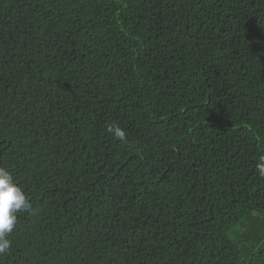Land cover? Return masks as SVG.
<instances>
[{"label": "trees", "instance_id": "16d2710c", "mask_svg": "<svg viewBox=\"0 0 264 264\" xmlns=\"http://www.w3.org/2000/svg\"><path fill=\"white\" fill-rule=\"evenodd\" d=\"M261 157L264 0H0V264H264Z\"/></svg>", "mask_w": 264, "mask_h": 264}, {"label": "clouds", "instance_id": "9594fccd", "mask_svg": "<svg viewBox=\"0 0 264 264\" xmlns=\"http://www.w3.org/2000/svg\"><path fill=\"white\" fill-rule=\"evenodd\" d=\"M109 131H114L109 126ZM118 139L124 140L125 134L120 131ZM257 170L264 176V157H261ZM31 205L23 189L15 183L12 173L4 167H0V254H4L11 247V242L7 238L15 227L17 212L29 211Z\"/></svg>", "mask_w": 264, "mask_h": 264}, {"label": "bare ground", "instance_id": "6f19581e", "mask_svg": "<svg viewBox=\"0 0 264 264\" xmlns=\"http://www.w3.org/2000/svg\"><path fill=\"white\" fill-rule=\"evenodd\" d=\"M187 118V117H186ZM171 123V122H170ZM174 124V123H173ZM172 124V125H173ZM159 129V128H158ZM158 129H157V131H158ZM178 130V129H177ZM188 133V132H187ZM189 137V136H188ZM215 143H217V142H215ZM201 152V151H200ZM141 173V172H140ZM146 175V174H145ZM178 179V178H177ZM185 183V182H184ZM120 185V184H119ZM124 192V191H123ZM184 200V199H183ZM181 203V202H180ZM166 207V206H165ZM182 209V208H181ZM137 212V211H136ZM185 212V211H184ZM145 214V213H144ZM149 215V214H148ZM185 215V214H184ZM229 239V238H228ZM97 251V250H96ZM248 253V252H247Z\"/></svg>", "mask_w": 264, "mask_h": 264}]
</instances>
